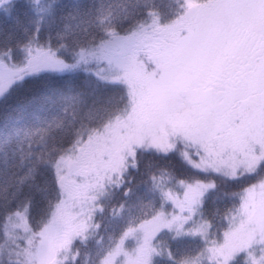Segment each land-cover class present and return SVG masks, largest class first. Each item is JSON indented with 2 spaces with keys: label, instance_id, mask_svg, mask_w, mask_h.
I'll list each match as a JSON object with an SVG mask.
<instances>
[{
  "label": "snow or ice",
  "instance_id": "6c2138e0",
  "mask_svg": "<svg viewBox=\"0 0 264 264\" xmlns=\"http://www.w3.org/2000/svg\"><path fill=\"white\" fill-rule=\"evenodd\" d=\"M0 264H264V0H0Z\"/></svg>",
  "mask_w": 264,
  "mask_h": 264
}]
</instances>
